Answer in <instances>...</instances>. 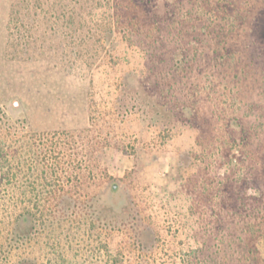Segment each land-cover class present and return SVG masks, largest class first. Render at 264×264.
I'll use <instances>...</instances> for the list:
<instances>
[{"label":"rangeland","instance_id":"rangeland-1","mask_svg":"<svg viewBox=\"0 0 264 264\" xmlns=\"http://www.w3.org/2000/svg\"><path fill=\"white\" fill-rule=\"evenodd\" d=\"M201 1L169 0L174 30L133 0H0V107L36 137L107 135L87 190L111 218L135 201L159 242L141 256L77 217L31 240L39 264H264V0ZM125 78L184 108L178 126L114 114Z\"/></svg>","mask_w":264,"mask_h":264},{"label":"trees","instance_id":"trees-1","mask_svg":"<svg viewBox=\"0 0 264 264\" xmlns=\"http://www.w3.org/2000/svg\"><path fill=\"white\" fill-rule=\"evenodd\" d=\"M133 1L135 6L145 5L157 25L170 26L174 30L178 27L169 0ZM205 1L198 2V6L202 8ZM152 35L153 42H157L159 36ZM132 81L125 78L118 84L113 113L123 120L136 111L166 130L176 128L182 119L180 112L185 109L161 104L155 95L135 89L139 82ZM96 113L98 115L97 110L92 114L93 121ZM25 129L19 119L11 118L0 107V173L3 170L0 174V264H39L37 258L29 255L31 240L38 234L50 233L65 221L72 222L80 217L91 218L98 228L127 236L132 248L141 256L155 254L159 242L157 236L153 237L154 229L147 223L143 208L129 200L121 211L113 212L111 218L102 213L103 193L87 190L92 185L100 186L105 179L99 142L107 135L95 132V125L74 133L58 130L38 137ZM114 129L113 126V132ZM115 145L120 147L117 140ZM119 187L113 184L110 188L117 191ZM104 207L110 206L106 203ZM258 229V236L264 239L261 224ZM20 230L25 233L21 234ZM148 232L150 241L147 240ZM121 253L117 251L118 256Z\"/></svg>","mask_w":264,"mask_h":264}]
</instances>
